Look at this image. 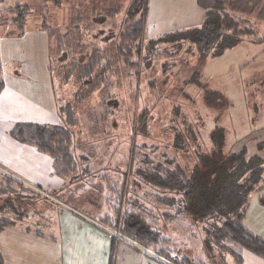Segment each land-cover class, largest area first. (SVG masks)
<instances>
[{
  "label": "rangeland",
  "instance_id": "obj_1",
  "mask_svg": "<svg viewBox=\"0 0 264 264\" xmlns=\"http://www.w3.org/2000/svg\"><path fill=\"white\" fill-rule=\"evenodd\" d=\"M131 1L0 0V37L3 29L4 33L9 31V38L19 37V75L21 67L47 63L59 110L57 124L73 133V152L89 156L91 173L76 182L66 179L62 190L47 188L43 193L20 182L29 189L21 211L24 215L0 214L12 223L0 230V253L9 264H19V233L12 234V228L19 231L21 225L39 236L58 237L61 213L67 210L122 239L115 264H179L184 259L192 264H235L229 247L221 250L210 241L215 221L208 223V216L194 219L186 213L165 225L159 221V231L171 240L165 247L174 263L159 256L158 248L145 249L95 221L109 214L107 182L101 178L123 182L121 172L126 168L131 142L147 147V152L153 150L154 155L173 159L180 135L182 149L176 159L189 166L188 162H197L194 153L199 148L203 153L211 148L212 134L220 127L225 131L224 151L246 148L264 160V0L234 4L231 12L237 10L240 15H235L250 24L251 35L221 56L182 53L158 64L144 60L139 76L138 67H130L118 53ZM191 1L194 7V0H150L147 40L200 27L203 22H196L199 15L192 14ZM117 8L118 14L109 15ZM99 50H107L108 57H101L96 70H84L88 57ZM17 63L7 62L4 70L12 72ZM85 71L89 81L81 74ZM0 171L6 173L2 167ZM18 197L11 200L17 209ZM256 201L264 204V188L253 192L246 212H253ZM40 250L33 249L32 254L41 263ZM42 254L50 258L48 253ZM81 254L68 251L67 264H101L98 255H85V260ZM64 258L62 252L63 263ZM55 264H59L57 259Z\"/></svg>",
  "mask_w": 264,
  "mask_h": 264
},
{
  "label": "trees",
  "instance_id": "obj_2",
  "mask_svg": "<svg viewBox=\"0 0 264 264\" xmlns=\"http://www.w3.org/2000/svg\"><path fill=\"white\" fill-rule=\"evenodd\" d=\"M235 3L243 4L244 0H197V5L205 11L200 27L147 40L150 0H132L125 12L118 53L125 57L130 67H138V76L144 69L140 66L144 60L158 64L163 58L178 57L182 53L219 57L251 35L250 24L235 15H240L237 10L231 12ZM119 12L117 8L109 15ZM107 53V50H99L93 58L89 56L84 70H96L95 67L101 65V57H108ZM86 71L81 74L89 81ZM3 88L4 82L0 78V94ZM9 134L18 142L50 156L55 174L65 180L70 178L76 182L91 174L88 172L89 156H77L73 152V133L62 125L18 123ZM181 137L178 135L180 140L175 141L173 159L167 155H154L153 150L147 152V147L131 142V151L124 163L126 168L121 172L123 182L114 183L106 176L101 178L107 182L109 214L95 222L145 249L158 248L159 256L174 263L171 251L165 247L171 240L159 231V221L163 220L165 225L186 213L194 219L208 216V223L210 219L215 221L209 234L210 241H214L221 250L229 247L237 264L242 262L240 252L244 250L264 259V239L251 232L243 222L250 196L264 188V160L250 154L246 148L235 152L224 151L225 131L216 127L211 148L205 154L201 148L197 149L194 153L197 162L182 166L176 159L182 149ZM79 170L81 172L77 173ZM15 190L19 193H15ZM27 190L18 180L0 171V201L4 200L0 214L16 212L19 217L23 216L21 211L27 204ZM15 195L19 196L18 209L11 201ZM154 214L159 217L156 218ZM11 225L7 217H0V230ZM96 228L110 238L109 264H115V255L122 239L100 227ZM0 264H9L1 253ZM179 264L192 263L184 259Z\"/></svg>",
  "mask_w": 264,
  "mask_h": 264
},
{
  "label": "crops",
  "instance_id": "obj_3",
  "mask_svg": "<svg viewBox=\"0 0 264 264\" xmlns=\"http://www.w3.org/2000/svg\"><path fill=\"white\" fill-rule=\"evenodd\" d=\"M194 3V7L197 6L195 9L193 2L189 3L192 14L194 12L195 16L199 15L196 16L197 23L203 22L205 11L197 5V0H194ZM3 31L4 29L1 30L0 37V64L3 68L0 77L4 82L0 94V168H4L6 174L14 179L35 187L34 189L41 193L47 188L62 190L67 183L65 179L55 174L51 157L38 152L32 146L18 142L9 134L18 123L57 124L59 110L52 91L50 68L47 63L43 66L28 65L29 67H21L19 75V63L16 59L19 57L17 48L19 37L15 36L17 40L9 38V31L6 33ZM7 62L10 64L16 62L18 66H13L12 72H8L3 66L6 67ZM253 204V212L251 213V209L247 210L244 224L251 232L264 239V204L260 201ZM61 214L62 227L57 231L58 237L39 236L21 225L19 231L12 228V234L13 231L19 233V264H55L56 259L59 264H67L68 251L82 252L85 260L86 256L91 254L98 255L101 264H109L110 238L73 210ZM39 247L41 263L38 262V257L32 254V250ZM21 249H24L23 255L20 254ZM62 252L65 254L64 263L60 259ZM42 253H48L50 258ZM240 253L242 255L240 264H264L263 258L249 251L244 250Z\"/></svg>",
  "mask_w": 264,
  "mask_h": 264
}]
</instances>
